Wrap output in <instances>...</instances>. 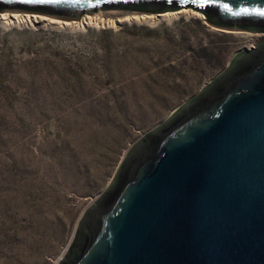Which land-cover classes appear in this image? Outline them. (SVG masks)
<instances>
[{
	"label": "rangeland",
	"instance_id": "1",
	"mask_svg": "<svg viewBox=\"0 0 264 264\" xmlns=\"http://www.w3.org/2000/svg\"><path fill=\"white\" fill-rule=\"evenodd\" d=\"M172 22L0 24V264H57L128 148L261 38Z\"/></svg>",
	"mask_w": 264,
	"mask_h": 264
},
{
	"label": "water",
	"instance_id": "2",
	"mask_svg": "<svg viewBox=\"0 0 264 264\" xmlns=\"http://www.w3.org/2000/svg\"><path fill=\"white\" fill-rule=\"evenodd\" d=\"M188 8L262 37L128 148L57 264H264V0H0L63 20Z\"/></svg>",
	"mask_w": 264,
	"mask_h": 264
},
{
	"label": "bare ground",
	"instance_id": "3",
	"mask_svg": "<svg viewBox=\"0 0 264 264\" xmlns=\"http://www.w3.org/2000/svg\"><path fill=\"white\" fill-rule=\"evenodd\" d=\"M188 14H191V15L194 14L200 17L204 21V17L202 14L195 12V11H191L190 9H182L176 12H166V13H162L159 15L158 14L148 15V14L126 13L122 16H119V17L117 16L113 18H104L100 14L84 15L80 20H63V19L48 17L45 15L31 14V13H18V12H3L2 13L0 12V24L5 25V26H12V25L34 26L36 24H39L40 26L41 24L42 26L43 25L44 26L54 25V26H59L62 28L63 27H69V28L85 27L86 28V26H91V25L93 26L94 25L95 26H99V25L116 26L118 24L127 22L129 24L135 23V24H145L149 26H155L163 22L171 23L172 21L177 20L181 16H187Z\"/></svg>",
	"mask_w": 264,
	"mask_h": 264
},
{
	"label": "flooded vegetation",
	"instance_id": "4",
	"mask_svg": "<svg viewBox=\"0 0 264 264\" xmlns=\"http://www.w3.org/2000/svg\"><path fill=\"white\" fill-rule=\"evenodd\" d=\"M258 35H260L261 37H262V34H258ZM264 37V36H263Z\"/></svg>",
	"mask_w": 264,
	"mask_h": 264
}]
</instances>
